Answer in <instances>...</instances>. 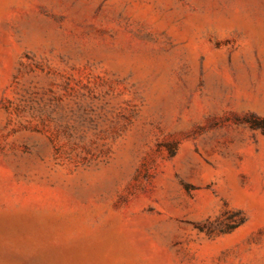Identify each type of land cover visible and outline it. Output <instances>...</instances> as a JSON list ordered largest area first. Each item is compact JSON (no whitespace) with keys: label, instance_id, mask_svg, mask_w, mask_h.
I'll use <instances>...</instances> for the list:
<instances>
[{"label":"rangeland","instance_id":"374dc122","mask_svg":"<svg viewBox=\"0 0 264 264\" xmlns=\"http://www.w3.org/2000/svg\"><path fill=\"white\" fill-rule=\"evenodd\" d=\"M0 264H264V0H0Z\"/></svg>","mask_w":264,"mask_h":264}]
</instances>
